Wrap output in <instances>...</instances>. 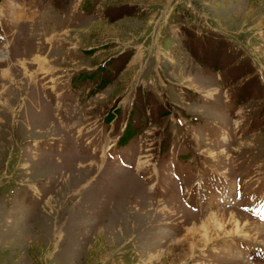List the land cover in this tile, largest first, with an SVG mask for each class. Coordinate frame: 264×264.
I'll return each instance as SVG.
<instances>
[{
    "label": "rangeland",
    "instance_id": "obj_1",
    "mask_svg": "<svg viewBox=\"0 0 264 264\" xmlns=\"http://www.w3.org/2000/svg\"><path fill=\"white\" fill-rule=\"evenodd\" d=\"M0 51V264H264V0H0Z\"/></svg>",
    "mask_w": 264,
    "mask_h": 264
},
{
    "label": "bare ground",
    "instance_id": "obj_2",
    "mask_svg": "<svg viewBox=\"0 0 264 264\" xmlns=\"http://www.w3.org/2000/svg\"><path fill=\"white\" fill-rule=\"evenodd\" d=\"M0 53H1V51H0ZM218 214L219 213H213V214H210V215L206 216L204 221L201 222L200 227H197L195 225L194 227L191 228V230L198 231V232L203 230V229L205 230L206 227H209L210 225H212L215 220H218Z\"/></svg>",
    "mask_w": 264,
    "mask_h": 264
}]
</instances>
